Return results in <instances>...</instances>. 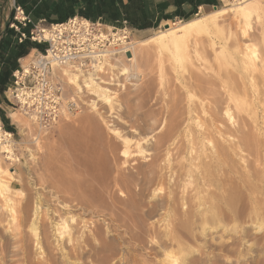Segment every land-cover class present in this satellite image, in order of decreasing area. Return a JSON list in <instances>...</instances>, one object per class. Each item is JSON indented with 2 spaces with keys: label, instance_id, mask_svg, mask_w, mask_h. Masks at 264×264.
Returning <instances> with one entry per match:
<instances>
[{
  "label": "rangeland",
  "instance_id": "obj_1",
  "mask_svg": "<svg viewBox=\"0 0 264 264\" xmlns=\"http://www.w3.org/2000/svg\"><path fill=\"white\" fill-rule=\"evenodd\" d=\"M232 1L222 0L217 9L150 31L130 28L132 54L112 61L113 72L106 70L107 65L105 72L97 73L109 84L103 86L121 102L120 112L99 101L92 106L94 97L86 91L76 94L63 80L65 93L76 98L77 108L48 131L38 130L8 104L3 121L12 133L14 160H5L3 154L0 162L14 172L15 178L6 179L11 182V193L0 189V264H264V0L239 1L254 11L246 24L232 28L227 25L228 17L219 18L223 27L207 24L198 29L188 36L187 48L176 51L163 47L158 39L169 24L197 18L209 21L215 11L231 7ZM144 40L149 42L141 46ZM131 59L140 65V73L132 77L136 71ZM122 66L128 75L119 70ZM191 71L213 81V85L203 86H211L208 95L188 89ZM176 90L185 134H174L158 146L166 123L162 113ZM209 108L215 109L220 128L230 131L222 135L212 132L207 137L196 134L200 126L192 117L198 116L203 128L212 119ZM226 109L230 120L223 117ZM11 113L28 122L29 132L12 122L8 117ZM153 117L161 119L156 124L158 130L152 127ZM240 118L245 121L243 129L256 140L254 148L238 154L235 152L239 150L229 151L226 160L218 158L213 146L236 141ZM114 129L138 143L136 148L142 153L138 159L122 160L124 140L114 134ZM192 137L195 145L191 148ZM150 162L157 175L143 181L137 167ZM177 165L184 166L181 177ZM206 175L210 177L202 178ZM121 176L139 194L136 200L125 191ZM158 176L163 179L159 185ZM233 195L229 206L227 200ZM80 198L86 204L79 206L74 201ZM33 204L38 205L39 217L44 215L46 222L43 226L37 221L36 234L27 223L20 226L25 214L31 217ZM60 216L74 229L71 243H67V233L58 236L50 224ZM21 229L22 235L30 232L16 244L12 236Z\"/></svg>",
  "mask_w": 264,
  "mask_h": 264
},
{
  "label": "bare ground",
  "instance_id": "obj_2",
  "mask_svg": "<svg viewBox=\"0 0 264 264\" xmlns=\"http://www.w3.org/2000/svg\"><path fill=\"white\" fill-rule=\"evenodd\" d=\"M239 1L241 0H233L232 1V6L229 7V8H225L223 10H217L215 11L217 14L214 16V15H211L210 18H209V21H206V22H201V19H194L192 21H188V22H179V23H172V24H169L168 27L169 28H163L162 29V32L159 33V42L160 44L163 46V47H172V49L178 51L180 50L181 48H187V38L190 34H196L199 30L198 29H201L202 27L206 26L207 24H214L215 27H218V28H221L223 26H220L219 24V18H222V17H228L229 21L227 22V25H229L230 27L232 28H235L241 24H246V22L248 21V19L250 18V16L252 15V13L254 12L251 8H248L246 6H242ZM244 2V1H243ZM214 12V13H215ZM231 19V20H230ZM167 27V26H166ZM225 30V29H224ZM190 37H193L190 36ZM199 41V40H198ZM149 40H144V41H141L140 42V45L141 46H145L146 44H148ZM197 42V41H196ZM199 45V44H198ZM245 48V47H244ZM246 49V48H245ZM183 51V50H182ZM246 51V50H245ZM182 54V53H181ZM188 55V54H186ZM191 58V57H190ZM252 58V57H251ZM250 58V59H251ZM117 60L116 58L114 59H110L106 61V63L103 65V66H95L94 68V72L92 71L91 73L89 72L88 74L87 73H81V72H78V71H74L72 69H69V68H61L60 70H58V73H59V76L60 78L66 83L65 85H69V87H71L75 93H83L84 91L88 92L92 97H94L96 100H92L91 101V104L92 106L96 107L95 104L96 102H103V104H106L107 106H110L108 107V109H111V110H117V109H120L122 104L121 102L117 99V97L114 95V93H111L110 89H108L107 87L105 88L103 85L104 84H108V83H104V81H102L100 78H98V72L102 73V72H105L104 68H106V66L108 65V69H106L107 71H112L115 69L114 67V63L113 64H110L112 61H115ZM129 61H133V59L129 60ZM137 61V60H136ZM259 61V60H258ZM257 61V62H258ZM25 62V60H24ZM253 62V61H252ZM260 62V61H259ZM138 62L135 63V60L133 61V63L131 64V67L136 71L134 74H131V77L134 76L136 73H140L139 72V68H140V65L139 63L137 64ZM263 63V62H262ZM262 63H261V66H262ZM253 64V63H251ZM254 65V64H253ZM119 67V66H118ZM120 68V67H119ZM120 71H122V73H130L128 71V69H126L125 67H121V69H119ZM193 70V69H192ZM131 71V70H130ZM257 71V70H256ZM121 73V74H122ZM83 74V75H82ZM120 74V75H121ZM127 74V73H126ZM128 75V74H127ZM189 81L187 83V86L188 89L189 88H193L195 89V91H197L200 95H208V92L207 90H209V88H205L203 87L204 84H207L209 86L210 83H212L213 81H211L210 79H208V81H205L204 78H202L198 73L196 72H189ZM137 76V75H136ZM134 78V77H133ZM101 80V81H100ZM186 81V80H185ZM211 81V82H210ZM187 82V81H186ZM214 84V83H213ZM213 84H210V85H213ZM109 85V84H108ZM206 85V86H207ZM106 86V85H105ZM213 90V89H212ZM113 92V91H112ZM172 93V92H171ZM230 93V92H229ZM210 95H213L214 93L212 92H209ZM231 94V93H230ZM173 95V98H171V102H168V105L166 107V110H165V114L162 113V117L161 119H163L166 123H165V126L164 128L162 127V131L161 133L159 134L158 136V146H163L167 141H169L171 139V137L174 135V134H178V133H181V131H183L181 129L182 125H183V112H182V108L180 107V102H179V91H174L172 93ZM167 96V95H166ZM169 96V94H168ZM229 96V95H228ZM74 97V96H73ZM201 97V96H200ZM211 97V96H210ZM230 97V96H229ZM231 101L232 99L235 100V98H233V96L231 95V97L229 98ZM211 100V99H210ZM215 99H212V101L214 102ZM229 101V100H228ZM238 102V101H237ZM217 104V103H216ZM208 105V104H207ZM211 105V104H210ZM193 108V107H191ZM212 108V107H211ZM216 108V107H215ZM213 109V108H212ZM194 110L196 112V108L194 106ZM215 110V109H214ZM214 110H211L209 108V112L212 116V119L207 123L206 126H204L202 128V124L201 125V121H200V118L196 115H194L192 117V120L194 121V124H196L198 127L200 126V131L197 132L196 134H201L203 137L204 136H210L209 134L212 133V132H218L220 135H222L223 133L225 132H228L230 131V129L228 127H225V129H222L220 128V126L218 125V120L216 118V111ZM118 111V110H117ZM228 109H226L225 111V114L223 117H225V119H231L232 116L229 115L228 113ZM112 112V111H111ZM120 112V111H118ZM117 112V113H118ZM18 115V114H17ZM17 115H15L14 113H11L9 115L10 119L12 120V122L18 124L22 130H26L29 132L30 130V127H29V124L28 122L25 121V119H22V118H19L20 116L17 117ZM154 120H153V123H152V127L153 129H156L158 130L159 129V126L156 125L158 121H160L161 119H156V117H153ZM241 119V124L237 125V127L235 128V133L237 134L236 136V141L235 142H230L228 146H225V145H222V143H217L213 146V150L215 151L214 153L219 157H224L222 159H225V157L229 154V151H237L235 152L236 154H238L241 151H243L242 149L246 150V149H249V150H252L255 146V142L256 140H254L252 134L248 131H245L243 129V126L245 127V121L243 118H240ZM164 121L162 123H164ZM218 122V123H216ZM161 124V123H160ZM217 124V125H216ZM237 124V123H236ZM242 125V126H241ZM188 127V126H187ZM186 129V128H185ZM190 129V128H189ZM122 130V129H121ZM114 132V134L116 136H120L121 138H123L124 140V149L121 150V154H120V157L123 158L122 160H125L124 162H128L129 159L132 158V160H136V156L140 155L141 151L139 150V148H136L138 147V143L135 142V141H132L130 140L129 138H124L122 137L121 135V132L120 130L118 131L117 129H114L112 130ZM190 132V131H188ZM182 134H185L184 131L182 132ZM190 134V133H189ZM215 134V133H214ZM190 135H193L190 134ZM216 136V135H215ZM196 137V136H195ZM217 139V138H216ZM196 140V139H195ZM200 143V142H199ZM190 144H191V148L194 144V139L193 137L191 138L190 140ZM195 145V144H194ZM130 149H132V151H130ZM180 148L178 147V150ZM13 142L11 141V134L8 133V132H5L3 130L0 129V156H2L3 154V158L5 157V160H11L13 161L14 158L12 157L13 156ZM194 150V149H193ZM191 151V150H190ZM189 151V152H190ZM247 151V150H246ZM143 152V151H142ZM193 152V151H192ZM149 153V152H148ZM234 153V154H235ZM142 154V153H141ZM228 158V157H227ZM138 159V158H137ZM196 159V158H195ZM194 159V160H195ZM221 159V161H223ZM192 160V159H191ZM226 160V159H225ZM198 161V160H197ZM192 162V161H191ZM194 162V161H193ZM218 162V161H217ZM204 163V162H203ZM154 163L153 162H150L148 164H145V165H139L137 167V170H138V174L139 175H142L144 177V180L143 181H146V178L148 177H155L157 175V172L158 171H155L154 168H152V165ZM207 165V163H204ZM183 165V164H182ZM192 165V164H191ZM209 165V163H208ZM53 166V165H52ZM197 166V165H196ZM204 166V165H203ZM202 166V167H203ZM210 166V165H209ZM93 167V166H92ZM177 169L178 172H179V175L180 177L184 174V166H178L177 165ZM206 167V172L208 173L209 172V167L205 166ZM172 168V167H171ZM199 168V167H198ZM201 168V167H200ZM202 169V168H201ZM69 170V169H68ZM197 170V169H196ZM200 170V169H199ZM203 170V169H202ZM201 170V171H202ZM74 171V170H73ZM76 171V170H75ZM175 171V170H174ZM173 171V172H174ZM204 171V170H203ZM211 171V170H210ZM176 172V171H175ZM174 172V173H175ZM213 172V171H212ZM189 173V172H188ZM13 174L14 172H11V169L4 166L1 162H0V189H3L5 191H10L11 193V189L9 184L11 182L8 183V181H6V179H9V180H13ZM203 174V172L201 173ZM80 175V174H79ZM205 175V172L204 174ZM210 175V174H208ZM208 175L206 176H203L202 178H206L208 179ZM192 176V175H191ZM76 177V176H75ZM92 177V176H91ZM97 177V176H96ZM140 178V177H139ZM158 178V179H157ZM156 179H157V184L158 183H163V179L158 176ZM183 178V177H182ZM69 179V178H68ZM83 179V178H82ZM174 179V178H173ZM181 179V178H180ZM179 179V180H180ZM212 179V178H210ZM15 180V179H14ZM52 180V179H51ZM55 180V179H54ZM177 180V179H176ZM205 180V179H204ZM79 181V180H78ZM117 181V180H116ZM119 181L123 184V186L125 187V191L127 190V193L128 195H130L131 199L134 201L136 200L137 196L139 195L138 193H134L132 191V183H130L125 177L121 176ZM182 181V180H181ZM184 181V180H183ZM186 181V180H185ZM210 181V180H209ZM80 182V181H79ZM179 182V181H178ZM57 185V184H56ZM64 185V184H63ZM159 185V184H158ZM178 187L179 185L176 184ZM186 185V184H185ZM39 186V185H38ZM122 186V187H123ZM175 186V184H174ZM181 186V185H180ZM199 188V187H198ZM123 189V188H122ZM143 189V188H141ZM2 190V191H3ZM173 192L172 194H174V190L175 189H172ZM198 190V189H196ZM1 191V192H2ZM74 191V190H73ZM141 191V190H140ZM14 192V191H13ZM16 192H18V189L16 190ZM15 192V193H16ZM75 192V191H74ZM77 192V191H76ZM4 192H2L3 194ZM9 193V192H8ZM13 194V193H12ZM21 194V193H20ZM77 194V193H76ZM170 194H171V191H170ZM195 194H197V192H195ZM79 195V194H78ZM169 195V193H168ZM7 196V195H6ZM81 196V195H80ZM79 196V197H80ZM83 196V194H82ZM170 196V195H169ZM12 197V196H11ZM77 196V198H79ZM172 197V196H171ZM174 197V195H173ZM180 197V196H179ZM8 198V197H7ZM75 198V197H74ZM86 198V197H85ZM6 199V198H5ZM234 195L229 197L228 198V205L231 206L233 204V201H234ZM61 201V200H59ZM58 201V202H59ZM75 202H77V204L79 206H82L84 204H86L87 201H84V199H75L74 200ZM2 202V201H1ZM6 202H11L9 201V199L7 200L6 199ZM71 202V200H70ZM185 202V201H184ZM4 203V202H3ZM12 203V202H11ZM73 203V202H72ZM91 203V202H90ZM47 204V203H46ZM89 204V203H87ZM2 205V204H1ZM56 205V204H55ZM90 205V204H89ZM5 206V205H4ZM9 209L12 207V205L10 204L9 205ZM38 205H36L34 207V204H33V210H32V215L31 217H28L25 215L20 219V226H22V228L25 226V224L27 223L29 225V227H27L31 232L33 233H37V230H38V225H37V221L39 220L42 225L44 226L46 224L45 222V216H41L39 217V213L37 212L39 210V208L37 207ZM75 206V205H74ZM88 206V205H87ZM77 207V205H76ZM89 207V206H88ZM91 207V206H90ZM12 209V208H11ZM212 209V208H210ZM213 211V209H212ZM211 211V212H212ZM39 212H42V211H39ZM54 212H58V211H54ZM42 215V214H41ZM53 216L56 217L55 214H53ZM59 216V214H58ZM132 217V216H131ZM54 218V217H53ZM51 218V219H53ZM4 219V218H3ZM18 220V219H17ZM67 222L68 220L62 216L58 217L57 219H53L50 224L52 223V228L53 230L58 234V236H62L64 233H67V243H71L73 241V236H74V229L72 227L69 228V226L67 225ZM8 223V222H7ZM12 224V223H11ZM14 224V223H13ZM18 226V227H20ZM49 226V224L47 225ZM69 228V229H68ZM20 229V228H19ZM27 229V230H28ZM4 230V229H3ZM28 230V231H29ZM46 230V229H45ZM24 231V230H23ZM28 231L25 232V234L23 233L22 235V229L20 231H18L16 234H14V236H12V241L16 244L20 243L21 242V238L24 237L26 235V233H28ZM29 231V232H30ZM56 234V235H57ZM32 239V238H31ZM34 239V238H33ZM23 240V238H22ZM46 240V238H45ZM36 241V240H35ZM27 244V243H26ZM22 243H21V249H22ZM65 246V245H64ZM48 247V246H47ZM37 248L39 250H41V247H40V244H37ZM24 249V248H23ZM74 249V248H73ZM38 250V251H39ZM23 252V250H22ZM169 260V259H168ZM170 261V260H169ZM175 262V261H174ZM170 263V262H169Z\"/></svg>",
  "mask_w": 264,
  "mask_h": 264
},
{
  "label": "built area",
  "instance_id": "obj_3",
  "mask_svg": "<svg viewBox=\"0 0 264 264\" xmlns=\"http://www.w3.org/2000/svg\"><path fill=\"white\" fill-rule=\"evenodd\" d=\"M9 1L12 15L8 28L17 43L29 40L43 49L31 51L13 71L5 96L12 107L45 132L77 108L76 98L66 95L58 70L89 73L107 60L131 55V29L126 20L109 25L78 16L47 25L43 20L34 22L15 0ZM0 129L5 131L1 119Z\"/></svg>",
  "mask_w": 264,
  "mask_h": 264
},
{
  "label": "crops",
  "instance_id": "obj_4",
  "mask_svg": "<svg viewBox=\"0 0 264 264\" xmlns=\"http://www.w3.org/2000/svg\"><path fill=\"white\" fill-rule=\"evenodd\" d=\"M221 1L15 0L16 4L21 6L34 22L43 20L47 25L58 24L74 16L89 21L100 20L109 25L126 20L129 27L136 32L150 31L167 22L190 19L203 11L217 9ZM11 15L10 1L0 0V119L3 126V120L7 119L6 108L10 104L5 91L12 82V73L27 54L41 50L39 49L41 45L29 40L21 44L17 43L15 33L8 28ZM47 17L52 20L47 21Z\"/></svg>",
  "mask_w": 264,
  "mask_h": 264
},
{
  "label": "trees",
  "instance_id": "obj_5",
  "mask_svg": "<svg viewBox=\"0 0 264 264\" xmlns=\"http://www.w3.org/2000/svg\"><path fill=\"white\" fill-rule=\"evenodd\" d=\"M4 129H5V131L9 132V130L5 126H4ZM9 133H11V132H9Z\"/></svg>",
  "mask_w": 264,
  "mask_h": 264
}]
</instances>
